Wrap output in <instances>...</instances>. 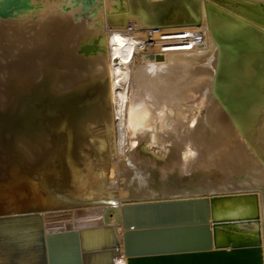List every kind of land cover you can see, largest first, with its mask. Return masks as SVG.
Instances as JSON below:
<instances>
[{
  "label": "bare ground",
  "instance_id": "obj_1",
  "mask_svg": "<svg viewBox=\"0 0 264 264\" xmlns=\"http://www.w3.org/2000/svg\"><path fill=\"white\" fill-rule=\"evenodd\" d=\"M248 191L264 253V0H0V264H127L123 208Z\"/></svg>",
  "mask_w": 264,
  "mask_h": 264
},
{
  "label": "water",
  "instance_id": "obj_2",
  "mask_svg": "<svg viewBox=\"0 0 264 264\" xmlns=\"http://www.w3.org/2000/svg\"><path fill=\"white\" fill-rule=\"evenodd\" d=\"M161 197L134 204L130 217L122 209V225L131 231L125 237L127 264H264L259 197L255 191L213 194L210 198L161 200ZM191 226L205 231L206 242L202 246L185 247L182 243L185 240L175 239L163 244L164 249H156L144 241L140 244L142 250H130L128 237L132 233L180 232L175 236L179 238ZM50 252L42 264H81L77 252L71 262L72 258L61 257L65 255L56 258L54 255L59 253Z\"/></svg>",
  "mask_w": 264,
  "mask_h": 264
}]
</instances>
